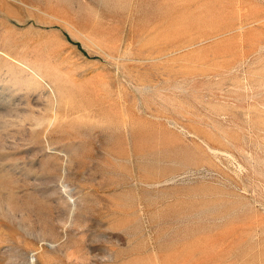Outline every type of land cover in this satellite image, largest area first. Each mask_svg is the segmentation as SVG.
Returning a JSON list of instances; mask_svg holds the SVG:
<instances>
[{
    "label": "rangeland",
    "instance_id": "rangeland-1",
    "mask_svg": "<svg viewBox=\"0 0 264 264\" xmlns=\"http://www.w3.org/2000/svg\"><path fill=\"white\" fill-rule=\"evenodd\" d=\"M0 264H264V0H0Z\"/></svg>",
    "mask_w": 264,
    "mask_h": 264
}]
</instances>
